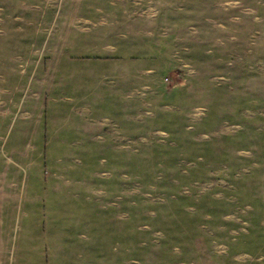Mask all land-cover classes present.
Listing matches in <instances>:
<instances>
[{"label": "rangeland", "instance_id": "374dc122", "mask_svg": "<svg viewBox=\"0 0 264 264\" xmlns=\"http://www.w3.org/2000/svg\"><path fill=\"white\" fill-rule=\"evenodd\" d=\"M0 264H264V0H0Z\"/></svg>", "mask_w": 264, "mask_h": 264}]
</instances>
